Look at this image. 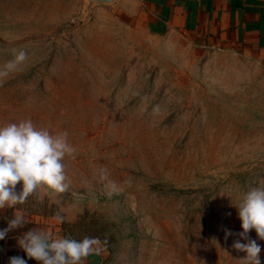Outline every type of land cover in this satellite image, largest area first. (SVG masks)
I'll list each match as a JSON object with an SVG mask.
<instances>
[{"label":"rangeland","instance_id":"rangeland-1","mask_svg":"<svg viewBox=\"0 0 264 264\" xmlns=\"http://www.w3.org/2000/svg\"><path fill=\"white\" fill-rule=\"evenodd\" d=\"M20 49L0 125L66 131L76 153L65 192L0 214H59L72 238L99 239L101 264H241L233 205L264 183V54L155 35L116 1L0 0V69Z\"/></svg>","mask_w":264,"mask_h":264},{"label":"clouds","instance_id":"clouds-1","mask_svg":"<svg viewBox=\"0 0 264 264\" xmlns=\"http://www.w3.org/2000/svg\"><path fill=\"white\" fill-rule=\"evenodd\" d=\"M14 58L0 69V81L10 71L23 64L28 54L25 50H14ZM76 148L69 142L66 131L53 133L48 128L38 127L31 119L9 122L0 125V209L15 208L24 204L36 191L47 186L55 192L67 190L69 177L65 158L75 159ZM103 179H107L106 170ZM23 182L22 191H15L16 185ZM115 188V183L112 182ZM243 231L237 235L247 241L237 239L233 248L246 253L239 259L241 264H261V246L249 237L255 230L260 240H264V183L250 187L243 192L235 205ZM55 219L63 222L57 214ZM25 218L19 212L8 221V227L0 230V240L15 229L22 228ZM233 233L225 229V239ZM19 246L29 259L39 264H82L89 255L99 254L98 238L85 236L82 240L71 237L53 238L49 232L30 229L18 240ZM9 264H27L19 256L9 259Z\"/></svg>","mask_w":264,"mask_h":264},{"label":"crops","instance_id":"crops-1","mask_svg":"<svg viewBox=\"0 0 264 264\" xmlns=\"http://www.w3.org/2000/svg\"><path fill=\"white\" fill-rule=\"evenodd\" d=\"M124 14L140 22L158 36H186L198 45L213 50L264 54V0H115ZM14 214H0V230L8 227ZM25 218L22 228L10 231L0 240V264L13 256L27 264L29 259L18 240L30 229L49 232L52 237H71L55 217ZM72 238V237H71ZM74 239V238H73ZM93 253L82 264H101L102 256Z\"/></svg>","mask_w":264,"mask_h":264},{"label":"water","instance_id":"water-1","mask_svg":"<svg viewBox=\"0 0 264 264\" xmlns=\"http://www.w3.org/2000/svg\"><path fill=\"white\" fill-rule=\"evenodd\" d=\"M89 1L91 5H94V4H102V3L109 4L114 2L115 0H89Z\"/></svg>","mask_w":264,"mask_h":264}]
</instances>
